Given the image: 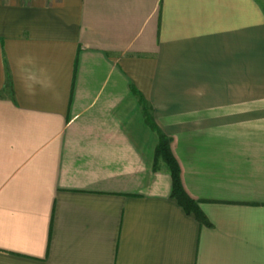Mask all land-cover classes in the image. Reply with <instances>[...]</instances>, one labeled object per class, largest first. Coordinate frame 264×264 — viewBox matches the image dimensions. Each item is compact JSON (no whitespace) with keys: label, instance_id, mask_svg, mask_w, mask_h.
I'll use <instances>...</instances> for the list:
<instances>
[{"label":"crops","instance_id":"crops-1","mask_svg":"<svg viewBox=\"0 0 264 264\" xmlns=\"http://www.w3.org/2000/svg\"><path fill=\"white\" fill-rule=\"evenodd\" d=\"M0 264H264V0H0Z\"/></svg>","mask_w":264,"mask_h":264},{"label":"trees","instance_id":"trees-1","mask_svg":"<svg viewBox=\"0 0 264 264\" xmlns=\"http://www.w3.org/2000/svg\"><path fill=\"white\" fill-rule=\"evenodd\" d=\"M159 136L160 139H159V144L157 146L156 159L158 160L159 158H161L165 162L169 170V175L171 178L170 197L176 200L178 205L182 207L185 213L193 214L199 222L207 224L208 222L205 218V215L200 210L197 202L193 200L191 197H189L185 192V190L183 189L180 180L179 166L175 158L169 152L168 139L162 134H159Z\"/></svg>","mask_w":264,"mask_h":264},{"label":"built area","instance_id":"built-area-1","mask_svg":"<svg viewBox=\"0 0 264 264\" xmlns=\"http://www.w3.org/2000/svg\"><path fill=\"white\" fill-rule=\"evenodd\" d=\"M23 1H25V0H23ZM46 1H52V0H46Z\"/></svg>","mask_w":264,"mask_h":264}]
</instances>
